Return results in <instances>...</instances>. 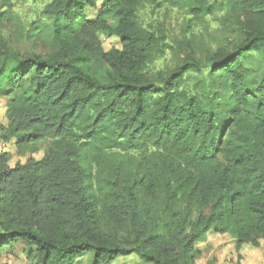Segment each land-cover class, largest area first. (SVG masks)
I'll use <instances>...</instances> for the list:
<instances>
[{"label":"trees","instance_id":"obj_1","mask_svg":"<svg viewBox=\"0 0 264 264\" xmlns=\"http://www.w3.org/2000/svg\"><path fill=\"white\" fill-rule=\"evenodd\" d=\"M181 1L196 17L222 11L225 45L156 77L152 55L169 44L141 26L145 0H53L45 55L16 51L0 33V75L8 59L21 63L0 141L44 149L13 167L0 153V254L24 242L36 264L133 253L198 264L209 233L231 235L238 251L264 243V74L251 86L249 63L257 54L264 64V0ZM102 34L120 47L105 50ZM205 68L230 81L226 104L180 88Z\"/></svg>","mask_w":264,"mask_h":264},{"label":"rangeland","instance_id":"obj_2","mask_svg":"<svg viewBox=\"0 0 264 264\" xmlns=\"http://www.w3.org/2000/svg\"><path fill=\"white\" fill-rule=\"evenodd\" d=\"M217 1L220 0H209L210 3ZM52 2L53 0H0V33L10 40L14 50L44 55L50 51V32L55 26V20L45 12V9ZM97 12L87 8L89 18H93ZM137 15L143 28L154 32L157 36H165L166 43L169 44L168 48H164V52H156L152 55L148 68V74L152 77H156L159 71L174 68L188 54H193L206 63L207 55L215 53L225 45L228 32L223 25L222 11L196 17L181 0L177 3L167 0H145L139 7ZM107 21L115 27L119 18L113 14L107 17ZM101 41L105 50L120 47V40L116 37L102 34ZM256 55L249 59L253 68L250 77L251 86L264 74L262 72L264 64L258 63ZM20 68V62L8 59L0 75V124L7 122L6 111L9 102L7 93L14 87V77ZM209 73V68H205L202 72H188L181 81L180 88L203 98L211 108H216L220 100L224 104L227 103L226 96L230 81L226 77L219 79ZM214 95L218 98L212 102ZM220 107L225 111L222 106ZM5 150L13 156L11 165L25 162L29 157L40 159L43 155V152H40L22 156L23 148L22 150L17 146L15 148L13 144L10 148L5 145ZM116 157L113 151L109 162L116 164ZM206 236H208L207 241L198 245L202 251V256L197 260L198 264H237L239 253L244 257L242 264H264V243L260 246L246 245L238 251L235 239L229 234L209 233ZM90 259L91 255H88L77 264H88ZM130 259L133 264H147L135 253L127 257L120 256L111 264H120L123 260ZM36 261V251L22 243L13 248H5L0 254V264H36Z\"/></svg>","mask_w":264,"mask_h":264},{"label":"crops","instance_id":"obj_3","mask_svg":"<svg viewBox=\"0 0 264 264\" xmlns=\"http://www.w3.org/2000/svg\"><path fill=\"white\" fill-rule=\"evenodd\" d=\"M16 139L17 138H12L10 141H8V142H4L7 146H9V148L11 147V145L13 144L14 146H15V148H16ZM1 142H3V141H0V143ZM22 150V149H21ZM20 150V151H21ZM6 151V150H5ZM7 152V151H6ZM40 152H43V155H42V157L44 156V149H43V147H42V145H26V146H23V153H22V156H23V154L24 155H28V154H39ZM8 153H9V164H10V166H15V164L14 165H11V161H12V155H11V153L8 151ZM41 157V158H42ZM40 158V159H41ZM37 160H39V159H37ZM209 236V235H208ZM208 236H206L203 240H201L200 242H198L197 243V248L198 249H200V247L198 246L199 245V243H203V242H205V241H207V239H208ZM20 243H22V244H25L24 242H20ZM235 243H236V241H235ZM19 244V243H18ZM244 246H246V245H244ZM243 246V247H244ZM242 247V248H243ZM201 250V249H200ZM131 255V254H130ZM127 256H129V255H127ZM126 256V257H127ZM202 256V255H201ZM119 258V257H118ZM145 263H147L146 261H145ZM120 264H133L132 262H131V259L130 260H123ZM137 264H139V263H137ZM140 264H142V263H140ZM147 264H151V263H147Z\"/></svg>","mask_w":264,"mask_h":264},{"label":"built area","instance_id":"obj_4","mask_svg":"<svg viewBox=\"0 0 264 264\" xmlns=\"http://www.w3.org/2000/svg\"><path fill=\"white\" fill-rule=\"evenodd\" d=\"M6 144L3 142V143H0V153L4 151V146Z\"/></svg>","mask_w":264,"mask_h":264}]
</instances>
